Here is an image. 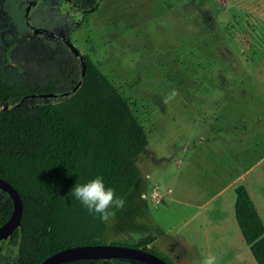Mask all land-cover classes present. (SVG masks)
Wrapping results in <instances>:
<instances>
[{"label":"rangeland","instance_id":"rangeland-1","mask_svg":"<svg viewBox=\"0 0 264 264\" xmlns=\"http://www.w3.org/2000/svg\"><path fill=\"white\" fill-rule=\"evenodd\" d=\"M24 1L0 0V78L31 87L53 83L54 92H64L81 62L59 38L19 36L28 26ZM76 1L83 7L90 0ZM58 3L65 4L44 0L31 23L75 41L130 101L149 135L136 159L141 175L124 209L107 222L104 243L154 234L158 251L177 264H200L210 254L221 263L217 235L246 246L235 187L248 186L262 208L264 0H100L74 36L81 16ZM71 68L76 77L61 82ZM173 88L179 95L164 105ZM153 187L161 190V203L151 197ZM0 248V264L10 263L17 245L1 241ZM247 252L246 264H259Z\"/></svg>","mask_w":264,"mask_h":264},{"label":"trees","instance_id":"trees-1","mask_svg":"<svg viewBox=\"0 0 264 264\" xmlns=\"http://www.w3.org/2000/svg\"><path fill=\"white\" fill-rule=\"evenodd\" d=\"M35 89L0 79V103L31 91L54 92L53 85ZM45 101L27 109L0 108V176L19 190L24 204L22 224L10 238L1 240L17 245L8 264H40L68 246L104 243L107 223L90 214L71 190L77 183L101 176L105 186L124 199L141 175L136 159L149 144L130 101L92 62L75 92ZM235 194L236 220L257 262L264 264V220L244 183L235 187ZM13 210L12 196L0 188V226ZM155 240L154 234H148L130 245L177 264L158 251ZM60 264L148 263L109 257Z\"/></svg>","mask_w":264,"mask_h":264},{"label":"water","instance_id":"water-1","mask_svg":"<svg viewBox=\"0 0 264 264\" xmlns=\"http://www.w3.org/2000/svg\"><path fill=\"white\" fill-rule=\"evenodd\" d=\"M37 31H45L50 33L48 29L42 27H35ZM63 39L71 46V48L78 54L82 55L81 62V75L80 79L76 84L67 91L56 93V92H46L38 95H31L33 97H47L56 98L65 95H70L75 92L83 82V78L86 75L88 62L85 56L80 52V50L67 38ZM30 97V96H29ZM25 98H28L26 96ZM0 188L7 191L13 198L14 210L10 218L0 226V241L10 238L14 233L15 229L22 224L23 215V200L19 190L6 178L0 176ZM109 257H125L141 260L148 264H170L161 255L144 249L142 247H137L130 244H120V243H97V244H79L74 246H68L61 250L54 252L45 258L40 264H60L69 260L80 259V258H109Z\"/></svg>","mask_w":264,"mask_h":264},{"label":"flooded vegetation","instance_id":"flooded-vegetation-1","mask_svg":"<svg viewBox=\"0 0 264 264\" xmlns=\"http://www.w3.org/2000/svg\"><path fill=\"white\" fill-rule=\"evenodd\" d=\"M44 0H26L24 1L26 6H27V15H26V18H27V21H28V26H27V31H22L24 32V34H22V32H18L19 36H24V35H28L30 36V34H47V35H50V36H54L56 38H59L61 39L62 41H64L66 44H68L61 35H54L53 33H47L45 31H37L35 27H38V26H34L31 21H30V14L35 11V8H37L39 6L40 3H42ZM64 2L65 4L64 5H60V3H58L56 5L59 6V7H64L69 13L71 12L73 14L74 17L76 16H81V21H78L76 22V24L74 25L73 29L71 30V36H74L76 32H78L81 28H82V19L83 17L88 14V13H91L93 12L94 10H97L98 7H99V2L100 0H90L89 1V4L87 6H83L82 7V4H79L77 3L76 0H59V2ZM42 27V26H41ZM75 38V37H74ZM76 40V38H75ZM73 42V41H72ZM74 44L75 41L73 42ZM9 46V45H8ZM69 48L72 50V52L78 57L79 61L78 62H83L82 60V55L81 54H78L76 53L72 48L71 46L68 44ZM84 55V54H83ZM85 56V55H84ZM87 62H90V59L85 56ZM82 66V64H81ZM76 74V71L74 73V70L71 68V69H64L62 71V77H61V82H66L68 81L70 78H72V76ZM80 75H81V67H80V73H79V76L77 79H75L74 83L72 84L71 88L76 84V82L80 79ZM76 77V75H74ZM1 79V78H0ZM5 82V81H4ZM7 83V82H6ZM8 84H12V83H8ZM16 84V83H14ZM19 85H22V86H26L27 88L29 89H35L37 88L38 86H42V85H34L33 87H31L30 85H27V84H19ZM47 85H53V83H48L46 84L45 86ZM71 88H69L68 90H70ZM36 90V89H35ZM67 91V90H66ZM47 91L45 92H38V91H34V92H29L27 94H25L24 96L20 97L18 100H15V101H12V102H8L4 105H2L0 103V108H10V107H23V108H30V107H35V106H40L41 104H43L44 102H46L45 100L46 99H50V98H47V97H39V96H31V95H38V94H41V93H46ZM51 92V91H49ZM26 96H28V98H25ZM30 96V97H29ZM53 98V97H51ZM34 100V101H32ZM1 243V241H0Z\"/></svg>","mask_w":264,"mask_h":264},{"label":"clouds","instance_id":"clouds-1","mask_svg":"<svg viewBox=\"0 0 264 264\" xmlns=\"http://www.w3.org/2000/svg\"><path fill=\"white\" fill-rule=\"evenodd\" d=\"M178 95V90L173 88L162 98V103L168 105ZM71 195L103 223L110 222L115 217L116 210H122L125 207V200L117 197L114 189L106 187L101 176L84 184L77 183L71 190ZM200 264H217V258L215 255L203 256Z\"/></svg>","mask_w":264,"mask_h":264},{"label":"crops","instance_id":"crops-1","mask_svg":"<svg viewBox=\"0 0 264 264\" xmlns=\"http://www.w3.org/2000/svg\"><path fill=\"white\" fill-rule=\"evenodd\" d=\"M248 187V186H247ZM249 189V188H248ZM251 196L254 200V202L256 203L260 214L264 220V204H262V208L259 206L255 195L253 194L252 190H250ZM264 194V192H263ZM260 200V198H259ZM214 212L216 214L221 213L219 210L216 211L214 209ZM221 215V214H219ZM215 241L217 240L218 242L221 243V247L219 248V250L215 253H218L219 255H221V257H219V260L221 259V263L219 264H246L247 259H250L251 257L248 254V248H250V246L247 244L246 246H244L243 248H238L237 246H235L232 241H231V237L230 235H217L215 238ZM211 242V240L209 239V243ZM211 248V247H210ZM210 250V249H209ZM245 252H247L246 254L248 255V257L245 256ZM212 253V252H211ZM211 255V254H210ZM192 258L193 259H197L198 258V254L196 252L192 253ZM186 264H197V261H190Z\"/></svg>","mask_w":264,"mask_h":264},{"label":"built area","instance_id":"built-area-1","mask_svg":"<svg viewBox=\"0 0 264 264\" xmlns=\"http://www.w3.org/2000/svg\"><path fill=\"white\" fill-rule=\"evenodd\" d=\"M150 194L153 200H155L157 203H161L163 201L164 196L158 187H153L150 191ZM143 195L146 196L147 193H144Z\"/></svg>","mask_w":264,"mask_h":264}]
</instances>
